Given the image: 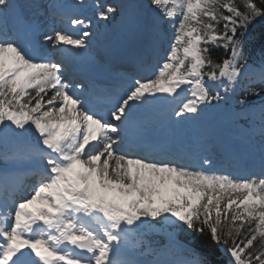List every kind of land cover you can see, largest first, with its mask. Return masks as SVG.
Instances as JSON below:
<instances>
[{
    "label": "snow or ice",
    "instance_id": "1",
    "mask_svg": "<svg viewBox=\"0 0 264 264\" xmlns=\"http://www.w3.org/2000/svg\"><path fill=\"white\" fill-rule=\"evenodd\" d=\"M0 264H264V0H0Z\"/></svg>",
    "mask_w": 264,
    "mask_h": 264
},
{
    "label": "bare ground",
    "instance_id": "2",
    "mask_svg": "<svg viewBox=\"0 0 264 264\" xmlns=\"http://www.w3.org/2000/svg\"><path fill=\"white\" fill-rule=\"evenodd\" d=\"M126 40L119 35H116L114 40L110 42V46L112 47V49L115 48H119L122 45H125L126 43H124ZM174 106V104H166L161 106V108L163 109V111H165L164 113H170L171 112V108Z\"/></svg>",
    "mask_w": 264,
    "mask_h": 264
},
{
    "label": "trees",
    "instance_id": "3",
    "mask_svg": "<svg viewBox=\"0 0 264 264\" xmlns=\"http://www.w3.org/2000/svg\"><path fill=\"white\" fill-rule=\"evenodd\" d=\"M253 35H255L257 37V39H258L259 38V29H257L256 32L253 33ZM254 59L256 61H259L260 60L259 52H257V54L255 55ZM224 260L225 261L227 260V256L224 257Z\"/></svg>",
    "mask_w": 264,
    "mask_h": 264
}]
</instances>
